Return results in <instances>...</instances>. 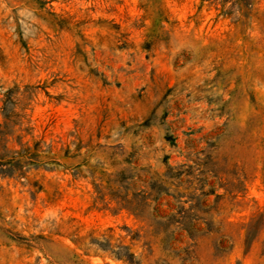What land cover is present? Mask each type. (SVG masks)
<instances>
[{
	"label": "rangeland",
	"instance_id": "obj_1",
	"mask_svg": "<svg viewBox=\"0 0 264 264\" xmlns=\"http://www.w3.org/2000/svg\"><path fill=\"white\" fill-rule=\"evenodd\" d=\"M0 157V264H264V0H0Z\"/></svg>",
	"mask_w": 264,
	"mask_h": 264
},
{
	"label": "trees",
	"instance_id": "obj_2",
	"mask_svg": "<svg viewBox=\"0 0 264 264\" xmlns=\"http://www.w3.org/2000/svg\"><path fill=\"white\" fill-rule=\"evenodd\" d=\"M1 139H2L3 142H4V138L1 137ZM5 141H6V140H5ZM4 148L6 149V143L3 144V149H4ZM4 156H5V155H4ZM0 158H2V157H0ZM12 160H13V159H10V160L6 161V163H4V164H6L7 166L5 167V169H3V168L1 169L3 174H6V172L12 170V168H13V164H14V163H13L14 161H12ZM0 165H3V163H0ZM9 168H10V169H9Z\"/></svg>",
	"mask_w": 264,
	"mask_h": 264
}]
</instances>
